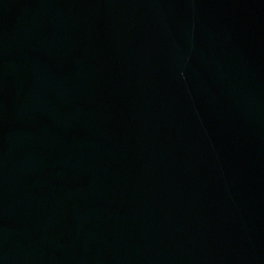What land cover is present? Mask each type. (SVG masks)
Listing matches in <instances>:
<instances>
[{
  "label": "water",
  "instance_id": "1",
  "mask_svg": "<svg viewBox=\"0 0 264 264\" xmlns=\"http://www.w3.org/2000/svg\"><path fill=\"white\" fill-rule=\"evenodd\" d=\"M0 264H264V0H0Z\"/></svg>",
  "mask_w": 264,
  "mask_h": 264
}]
</instances>
